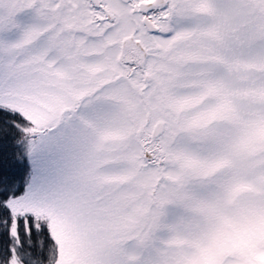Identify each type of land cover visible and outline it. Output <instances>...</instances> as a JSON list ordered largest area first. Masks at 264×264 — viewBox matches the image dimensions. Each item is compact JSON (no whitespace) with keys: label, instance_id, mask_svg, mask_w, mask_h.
<instances>
[{"label":"snow or ice","instance_id":"snow-or-ice-1","mask_svg":"<svg viewBox=\"0 0 264 264\" xmlns=\"http://www.w3.org/2000/svg\"><path fill=\"white\" fill-rule=\"evenodd\" d=\"M0 264H264V0H0Z\"/></svg>","mask_w":264,"mask_h":264}]
</instances>
